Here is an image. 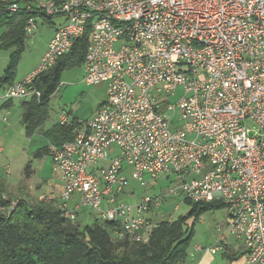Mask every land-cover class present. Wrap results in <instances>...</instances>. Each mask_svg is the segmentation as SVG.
<instances>
[{"label": "built area", "instance_id": "built-area-1", "mask_svg": "<svg viewBox=\"0 0 264 264\" xmlns=\"http://www.w3.org/2000/svg\"><path fill=\"white\" fill-rule=\"evenodd\" d=\"M27 9L26 36L37 28L35 13L64 21L37 68L5 88L0 106L38 99L35 79L87 30L83 82L106 84V100L83 131L48 145L62 190L43 202L70 220L89 208L115 224V238L146 243L160 223L149 213L163 197L130 205L120 196L130 179L146 186L145 177L164 178L166 196L224 203L246 263L264 264V0H44ZM179 86L175 104L164 100ZM16 204L0 211L8 215Z\"/></svg>", "mask_w": 264, "mask_h": 264}, {"label": "rangeland", "instance_id": "rangeland-1", "mask_svg": "<svg viewBox=\"0 0 264 264\" xmlns=\"http://www.w3.org/2000/svg\"><path fill=\"white\" fill-rule=\"evenodd\" d=\"M11 1L15 3L16 0ZM29 1L34 5L44 2V0ZM34 17L37 28L31 36L23 37L22 45L12 44L0 49V96L7 87V83L19 82L37 68L56 28L64 21L60 17L50 19L38 15ZM4 32V25H0V36ZM12 57H16V66L10 73L7 68ZM7 76H9V80L3 81ZM182 94V88L179 86L174 90L173 95L163 98L169 103L175 104ZM105 100L106 84L87 85L84 83L83 67L78 64L66 67L62 71L60 85L47 102L48 117L43 125L36 128L33 133L27 134L22 123V103L26 100L13 99L8 107L1 109L0 182L7 189L5 195L9 203L18 199H23L31 204L43 202L48 198L56 200L62 190L61 171L51 156L43 151L50 144L46 131L54 125L60 124L62 116L67 117L68 123L74 120L84 124ZM6 113L9 116L7 124L1 120ZM38 152L41 153L40 156L36 155ZM102 164L103 162H100V165ZM29 169L30 174L27 176L25 172ZM6 170H8V174ZM145 182L146 186H141L140 183L130 179V184L120 199L130 205H136L145 196L163 197L161 208L149 213V216L157 222H162L169 216H172L170 218L172 221L181 217H191L193 206L183 196H166L169 186L166 179L159 178L154 182L149 177H145ZM228 215V207L222 206L204 211L200 209L197 215L191 217L192 219L185 224V227L186 225L190 227L189 232L184 236L186 241L184 261L186 264H189L192 258L197 262L204 254L196 252V247H214L218 244L217 241L222 233L228 236L227 230L230 234L229 229L224 228L227 225ZM97 219L96 213L89 208H83L78 222L81 227H91L96 222H101ZM75 220L77 221V219ZM111 238L114 239L115 236ZM210 254L215 260L214 264H229V260L223 255V252L216 255Z\"/></svg>", "mask_w": 264, "mask_h": 264}, {"label": "trees", "instance_id": "trees-1", "mask_svg": "<svg viewBox=\"0 0 264 264\" xmlns=\"http://www.w3.org/2000/svg\"><path fill=\"white\" fill-rule=\"evenodd\" d=\"M28 3L29 0H16L15 3L0 0V25L5 27V32L0 36V49L12 44L22 45V39L26 36L24 26L32 16L27 9ZM14 4L17 10L11 11L10 7ZM88 41L87 30L82 37L74 40L68 54L60 57L49 71L35 79L34 88L40 92V97L29 98L22 103V123L27 134L33 133L47 119V102L60 85L62 71L66 67L82 65ZM15 66L16 57H12L7 71L13 72ZM7 80L9 76L3 81ZM80 124L73 120L66 125H54L46 131L50 144L61 146L73 140L84 126ZM43 151L48 153L47 148ZM36 155L40 156L41 153ZM25 173L28 176L30 169ZM6 193L5 185L0 182V205L4 207L9 205V200L4 199ZM188 202L193 206L191 217L197 215L200 209L227 207L221 201ZM191 217H181L171 223L160 222L148 242L141 243L112 239L116 226L111 222L98 218L101 222H96L94 226L81 227L78 221L62 217L52 204H31L18 199L8 215L0 211V264H181L186 257L184 236L190 228L187 225L186 228L185 224Z\"/></svg>", "mask_w": 264, "mask_h": 264}, {"label": "crops", "instance_id": "crops-1", "mask_svg": "<svg viewBox=\"0 0 264 264\" xmlns=\"http://www.w3.org/2000/svg\"><path fill=\"white\" fill-rule=\"evenodd\" d=\"M10 84H12V81L7 83L6 86H8ZM28 99H29V97L23 98L20 100H28ZM103 102L98 107H100L103 104ZM10 103H11V101L2 104L0 106V111H1V109L8 107L10 105ZM81 131H83V128L79 132H81ZM80 212L77 215V218H76L77 221H79ZM226 224L227 225L224 228L229 229L228 228V219H227ZM226 233H228V236H227V234L222 233V235L219 237V240L217 241L218 244L216 245V246H219V250L214 255H216L219 252H223V255L229 260V264H247L246 263V256H245L246 252H245L242 240L235 238L234 236L229 234V232H227V230H226ZM208 248H211V247H208ZM208 248H203V247H199V246L196 247L195 248L196 252L204 253V254L201 255V257L199 258V260L197 262L192 258V260L189 264H214L215 260H213V258H212L213 256H211V254H210L211 252L209 253V251L207 250ZM182 264H186V261H184Z\"/></svg>", "mask_w": 264, "mask_h": 264}]
</instances>
